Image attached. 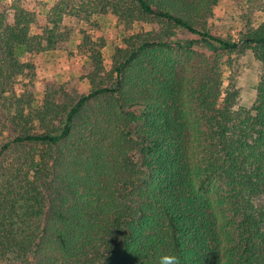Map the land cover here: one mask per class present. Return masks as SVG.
Segmentation results:
<instances>
[{"label": "trees", "instance_id": "16d2710c", "mask_svg": "<svg viewBox=\"0 0 264 264\" xmlns=\"http://www.w3.org/2000/svg\"><path fill=\"white\" fill-rule=\"evenodd\" d=\"M218 2L57 0L41 17L12 0L0 11V264H264V22L240 40L263 65L246 108L221 62L241 43L206 28ZM108 13L166 31L128 32L110 68L106 42L84 36L89 90L52 82L37 102L20 55L60 50L66 20Z\"/></svg>", "mask_w": 264, "mask_h": 264}, {"label": "rangeland", "instance_id": "374dc122", "mask_svg": "<svg viewBox=\"0 0 264 264\" xmlns=\"http://www.w3.org/2000/svg\"><path fill=\"white\" fill-rule=\"evenodd\" d=\"M12 0H0V11L7 7ZM57 0H21V2L31 9L38 12L43 17ZM104 16V19L101 17ZM95 16L89 24L79 22L76 19L66 20L64 27L69 31L68 40L60 49L56 57L44 56L40 54L20 55V60L30 62L35 67L32 79L33 90L37 102H40L44 95V87L52 82L71 81L79 88L81 93L89 90L88 82L81 80L82 73L87 66V59L77 49L78 40L84 36H89L94 40L102 38L106 42L103 49V56L107 68L111 66V56L114 48L122 43L123 36L128 32L140 30H154L161 33L166 30L159 22L148 24L137 22L130 27L121 24L113 15L106 14ZM115 20V21H114ZM264 22V0H219L214 8L213 15L207 22V30L214 36L223 39H232L234 42L241 43L239 48L233 52L223 53L221 62L224 71V83L226 85L233 81L240 89V104L246 108H252L257 97V86L260 76L263 73V65L257 60L254 50L243 46L240 42L242 36L248 34L251 29L257 28ZM36 31V30H34ZM168 34L173 39L187 41L198 40V38L186 31L169 28ZM194 49L201 54H206L213 59V53L205 46L195 43ZM196 64V60L192 63ZM24 81L18 85L22 88ZM261 203H264V197Z\"/></svg>", "mask_w": 264, "mask_h": 264}, {"label": "clouds", "instance_id": "9594fccd", "mask_svg": "<svg viewBox=\"0 0 264 264\" xmlns=\"http://www.w3.org/2000/svg\"><path fill=\"white\" fill-rule=\"evenodd\" d=\"M158 264H181V260L175 254H165L159 257Z\"/></svg>", "mask_w": 264, "mask_h": 264}, {"label": "crops", "instance_id": "0c3cea01", "mask_svg": "<svg viewBox=\"0 0 264 264\" xmlns=\"http://www.w3.org/2000/svg\"><path fill=\"white\" fill-rule=\"evenodd\" d=\"M101 19H104V16L101 17ZM115 21V20H114ZM61 51L60 50H55V51H52V52H47V53H44V56H53V57H56V55H58Z\"/></svg>", "mask_w": 264, "mask_h": 264}]
</instances>
